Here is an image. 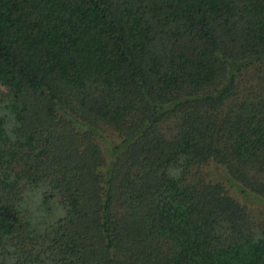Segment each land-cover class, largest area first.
<instances>
[{
  "label": "trees",
  "instance_id": "trees-1",
  "mask_svg": "<svg viewBox=\"0 0 264 264\" xmlns=\"http://www.w3.org/2000/svg\"><path fill=\"white\" fill-rule=\"evenodd\" d=\"M251 200L264 0H0V264H264Z\"/></svg>",
  "mask_w": 264,
  "mask_h": 264
},
{
  "label": "rangeland",
  "instance_id": "rangeland-1",
  "mask_svg": "<svg viewBox=\"0 0 264 264\" xmlns=\"http://www.w3.org/2000/svg\"><path fill=\"white\" fill-rule=\"evenodd\" d=\"M209 177L212 178V180H217L218 182H221L224 184L225 187H228V182L226 181L225 175L221 173V168L217 166H210L209 170ZM229 193H232L229 191ZM236 195V194H235ZM247 205L255 212H261L262 215H264V203L256 200H251L247 203Z\"/></svg>",
  "mask_w": 264,
  "mask_h": 264
}]
</instances>
